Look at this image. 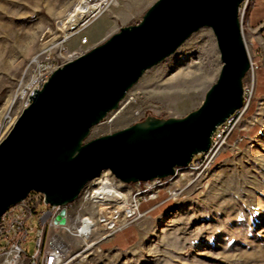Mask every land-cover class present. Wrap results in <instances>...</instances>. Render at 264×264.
<instances>
[{"label":"water","instance_id":"water-1","mask_svg":"<svg viewBox=\"0 0 264 264\" xmlns=\"http://www.w3.org/2000/svg\"><path fill=\"white\" fill-rule=\"evenodd\" d=\"M243 2L157 0L140 22L55 70L0 142V221L32 192L67 205L103 171L126 184L166 178L208 151L217 127L244 104L250 59ZM203 27L215 36L222 66L197 109L183 117L149 115L88 140L147 70Z\"/></svg>","mask_w":264,"mask_h":264},{"label":"rangeland","instance_id":"rangeland-1","mask_svg":"<svg viewBox=\"0 0 264 264\" xmlns=\"http://www.w3.org/2000/svg\"><path fill=\"white\" fill-rule=\"evenodd\" d=\"M156 1L117 0L70 40V50L93 48L123 26L140 22ZM75 4L76 0H0V142L22 112L19 105L9 111V104L38 51L42 32L63 18ZM248 32L255 44L257 33L253 28ZM86 34L88 38H95L82 45L81 36ZM253 48L264 68V54ZM221 66L215 36L211 28L203 27L175 53L147 70L119 108L92 129L88 140L114 133L149 115L186 116L203 103ZM261 68L251 107L236 130L242 137L238 149L228 148L199 178L197 174H188L185 180L171 182L170 190L176 195L169 198L168 192L162 191L166 197L155 201V208L159 210L151 211L131 225L140 232L136 245L126 250L110 249L108 244L118 233L100 248L92 246L85 250L76 257V264H264V80L261 82L259 76ZM260 84H263L262 89H258ZM4 118L13 122L9 125ZM233 134L231 144L238 137ZM152 204L154 202L145 206ZM47 207L44 202L38 203L39 209ZM66 239L75 241L70 236ZM24 248L29 254L35 252L34 233L30 234ZM82 250L83 243H80L75 252ZM21 264H29L28 259Z\"/></svg>","mask_w":264,"mask_h":264},{"label":"built area","instance_id":"built-area-1","mask_svg":"<svg viewBox=\"0 0 264 264\" xmlns=\"http://www.w3.org/2000/svg\"><path fill=\"white\" fill-rule=\"evenodd\" d=\"M84 1L95 5V9L86 12L80 22L67 29L71 11L76 10ZM255 1L244 0L240 6L242 34L250 59V69L244 80V104L217 127L209 150L197 155L187 167L176 168L175 174L166 178L126 184L117 179L110 170L103 171L84 187L75 202L67 205H50L45 202L44 194H30L27 199L11 206L0 221V264H21L25 259H28L29 264H76L75 249L80 243L84 245L90 241L92 246L100 248L105 241L112 239L156 207L155 205L142 211V202L156 201L164 190L168 192L169 198L176 195L175 191L170 190L171 182L176 179L185 180L188 174H197L196 177L199 178L228 148L238 149V143L242 140L240 134L233 144L230 143V138L239 129L251 107L258 85V71L261 68L260 59H257L253 48V39L248 32L252 30L249 13ZM116 3L117 0H76L70 12L45 28L38 40V51L30 60L11 97L10 111L18 105L20 111H23L31 104L32 96L44 87L55 70L92 49L71 51L69 43L75 35L81 34ZM80 42L82 45L88 44V36H81ZM4 122L10 125L13 120L6 118ZM125 201L131 209L129 212L123 211ZM41 202L47 204V209L38 208V203ZM31 233H34L36 239V250L33 254H29L24 248ZM66 236L74 238L75 241H68Z\"/></svg>","mask_w":264,"mask_h":264},{"label":"crops","instance_id":"crops-1","mask_svg":"<svg viewBox=\"0 0 264 264\" xmlns=\"http://www.w3.org/2000/svg\"><path fill=\"white\" fill-rule=\"evenodd\" d=\"M249 23H250L251 28L254 29L255 33H257L255 34L256 36H255L254 47L256 50L259 51L258 53L262 52L264 54V0L255 1L254 6L250 10V13H249ZM94 38L95 37H92V38L89 37V40H92ZM261 69L262 71L259 76L262 78V81L261 80L260 81L263 82L264 68L262 67ZM260 85L261 87H263L262 86L263 84H260ZM238 133L239 132H235L233 134V137ZM147 203H151V201L144 202V207L141 208L144 211H147L153 208V206L146 207L145 205ZM139 239H140V232L138 231L137 227L130 226L124 229L121 233H119L117 237L112 242H110L108 245L110 249L126 250L136 245Z\"/></svg>","mask_w":264,"mask_h":264},{"label":"bare ground","instance_id":"bare-ground-1","mask_svg":"<svg viewBox=\"0 0 264 264\" xmlns=\"http://www.w3.org/2000/svg\"><path fill=\"white\" fill-rule=\"evenodd\" d=\"M94 9H95V5L87 4L85 1L82 2L77 7L76 10L71 11L70 16H69L70 17L69 24H67V26H66L67 29L71 28L72 24H77L78 22H80V19L86 14V12L88 13L90 11H93ZM9 105L11 106V103ZM9 111H10V108H9ZM9 111L6 110V113H9ZM130 210L131 209H130L129 205L127 204V201H125V203L123 204V211L129 212ZM83 247L84 248H83L82 252L77 254V256L81 255L85 250H87L90 247H92V243H90V241H88V242L84 243Z\"/></svg>","mask_w":264,"mask_h":264},{"label":"trees","instance_id":"trees-1","mask_svg":"<svg viewBox=\"0 0 264 264\" xmlns=\"http://www.w3.org/2000/svg\"><path fill=\"white\" fill-rule=\"evenodd\" d=\"M258 89H262V87L261 86H259V88ZM31 194H34V192H32ZM31 196V195H30ZM166 196H165V194H160V196H159V200H163L164 198H165ZM158 200V201H159ZM151 202H154V204H152L151 206H154L155 204H156V202L155 201H151ZM144 207V202H142V204H141V208H143ZM159 209H157V208H155V209H153L152 210V212H156V211H158Z\"/></svg>","mask_w":264,"mask_h":264}]
</instances>
